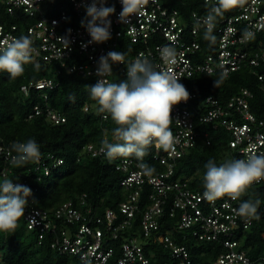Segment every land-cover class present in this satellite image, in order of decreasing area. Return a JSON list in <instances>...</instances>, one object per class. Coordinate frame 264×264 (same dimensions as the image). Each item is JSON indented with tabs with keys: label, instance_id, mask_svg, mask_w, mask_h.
<instances>
[{
	"label": "built area",
	"instance_id": "2783aa9c",
	"mask_svg": "<svg viewBox=\"0 0 264 264\" xmlns=\"http://www.w3.org/2000/svg\"><path fill=\"white\" fill-rule=\"evenodd\" d=\"M48 1L0 0L11 14L20 9L29 17L40 16L38 21L24 30L16 25L7 27L0 23V42L29 35L33 42L34 59L40 58L49 64L59 63L69 73L92 77L96 82V66L102 55L110 51L128 53V44L134 43L138 45V49L132 55L124 57L125 63L143 54L154 65L160 66V49L167 45L174 47L177 52V63L172 66V71L184 86L188 79L198 73H222L229 76L234 71L248 67L258 76L264 91V0H245L244 7L239 8L236 14L224 13L222 17H218L214 28L218 35L215 51L200 60L195 54L202 47L199 36L202 29H205L203 19L208 10L193 12V21L189 25L182 20L179 10L167 6L165 0H148L143 17L131 18L134 27L129 32V25L118 21L122 8L120 0H107V6H115L116 9V13L110 17L111 39L96 44L89 43L91 37L81 26V21L86 16L82 0H70L75 13L81 18L77 25L72 26L66 24L69 16L65 11L56 17L47 15L48 8L45 5ZM207 3L211 5L215 0H207ZM197 20L200 21L199 24L196 23ZM245 29L254 33L252 39L242 40ZM60 37L68 38L69 47ZM112 67L113 73L107 77L110 82L127 77L126 64H113ZM54 86L53 79L42 78L23 84L21 90L28 96L33 88L42 93ZM43 95L47 97L46 92ZM195 98V94H190L186 102L182 101L173 107V143L169 150L166 152L157 148L155 142L146 150L142 163L153 169L151 174H145L140 167L141 161L134 157L118 160L117 170L126 175L121 185L130 190L128 199L118 206L120 213L113 208L99 213L89 202L87 193H82L77 199H70L53 209L37 206L29 199L22 218L28 230L38 233L39 243L48 234L53 235V249L77 257L70 264H158V261L164 264L165 258L162 255L158 256L154 252L147 255V243L142 241L143 236L150 238L155 234V242L159 241L169 248L172 258L175 259L174 262L165 264H194L187 244L178 242L176 236L175 239L170 234L159 233L165 207L172 204L174 211L171 217L176 216L175 209L180 211L176 225L178 229L189 230L192 236L200 240H219L224 245L226 251L213 264H264V258L253 260L244 250L238 248L236 232L239 229H248L253 223V217L245 220L235 215L234 210L243 202L241 198L231 200L225 196L209 202L204 198V191L190 188L188 178H174L177 160L195 145L199 136L197 122L211 124L214 128L223 126L231 133L228 146L230 151L226 160L246 158L249 147H255L257 154L264 153V120L259 119L251 110L253 93L249 88H242L226 103L208 96L197 106L193 103ZM90 109L91 106L86 104L85 110ZM43 111L40 105H36L29 118L40 115ZM98 114L104 120L109 117L99 109ZM46 115L55 123L66 121L63 114L50 107L46 109ZM205 136L208 137L207 134ZM105 138L109 140L106 133L103 140ZM102 141L99 144H87L83 150L93 157L104 156L100 151ZM10 153L16 154L0 138V181L10 179V175L15 174V166L10 163ZM147 155L153 156L155 163L149 164L145 159ZM30 163L34 165L40 179L43 174L49 175L54 168L62 165L64 158L53 152L41 153L38 161ZM159 165L164 166V169L161 170ZM23 177V172L19 171L13 182L27 185L26 177ZM261 183H264V179L253 185ZM145 185L151 190V205L143 212L140 232H137L134 218L140 209L139 197ZM183 236L187 237L185 234ZM114 242H118L117 247L113 245Z\"/></svg>",
	"mask_w": 264,
	"mask_h": 264
},
{
	"label": "trees",
	"instance_id": "16d2710c",
	"mask_svg": "<svg viewBox=\"0 0 264 264\" xmlns=\"http://www.w3.org/2000/svg\"><path fill=\"white\" fill-rule=\"evenodd\" d=\"M167 6L177 9L181 18L187 24L193 21V12H206V0H165ZM47 15L56 17L65 11L69 18L67 26L77 25L81 19L77 16L70 0H49L46 5ZM237 7L225 15L236 14ZM40 16L29 17L22 10H16L14 14L7 11L0 2V23L7 27L18 26L24 30L28 25L35 23ZM191 30V28L189 27ZM22 30H19L21 32ZM205 29L199 36L201 49L195 54L200 60L215 51V43L206 41ZM213 35L218 38L217 32ZM190 34H188V37ZM140 47V46H139ZM138 49L134 43L128 44L130 56ZM197 60V59H196ZM198 61V60H197ZM222 73H214L209 76L206 73H198L186 81L185 87L189 94H195L194 105L200 104L208 96L218 98L222 103L233 95L239 93L242 88H249L253 93L250 101L252 112L264 120V91L260 80L251 68L245 67L224 76L218 88L214 87V79H220ZM42 78H51L55 82L53 88L45 89L47 97L40 90L32 89L25 96L21 86L30 81ZM120 77L116 82L126 80ZM96 81L92 77L69 73L59 63H47L43 59H34L24 65V72L16 79H10L8 73L0 72V138L4 145L11 147L14 142H26L34 139L39 145L40 152L45 154L53 152L64 158V163L52 170L49 175H42L39 179L34 165L30 162L17 167L15 174L10 175V180H16L17 172H23L27 185L32 192V199L37 206L53 209L61 206L70 199H77L82 193H87L91 205L102 214L107 208H113L118 213L119 204L128 199L130 190L121 185L126 176L117 170L116 165L120 158L109 161L107 157H93L83 150L90 143L99 144L103 135H109L110 143H117L112 135L116 127L110 116L104 120L99 114V105L89 96L87 85H93ZM86 104L91 106L90 111L85 110ZM36 105H40L44 111L40 115L29 118ZM54 109L66 117V121L55 123L46 115V109ZM199 136L196 143L188 152L177 160L174 178H188L189 186L195 191H205L203 176L206 172L205 164L214 160L219 166L223 163L230 149L229 140L231 133L223 126L214 128L208 123L197 122ZM174 129L172 119L170 130ZM208 135L206 137L205 135ZM208 140L210 143H208ZM134 157L135 156H131ZM149 164L155 163L153 156L145 157ZM162 170L164 166L159 165ZM150 188L145 185L139 197L140 209L134 218L135 231L140 232V223L143 212L151 205ZM243 201H259L257 213L253 217V223L248 229H239L236 239L239 240V249L244 250L253 260L264 258V183L251 186L240 197ZM172 204L165 207L161 219L160 234H170L177 237L178 242L187 244L194 264H213L214 260L226 251L224 245L218 241L200 240L192 236L189 230L177 228L180 211L175 217H171ZM62 224V222H60ZM75 226V224H70ZM187 235L184 238L183 235ZM154 235L150 238L143 236V242L147 243L146 253L162 255L165 262H174L169 248L164 244L155 242ZM53 235L48 234L39 243V235L36 231L28 230L23 218L14 232H0V264H70L77 257L67 253H60L51 247ZM122 239V237H121ZM176 239V238H175ZM118 246V242L113 243ZM154 259V258H153ZM161 262V261H160ZM158 261V264H163ZM164 262V264H165Z\"/></svg>",
	"mask_w": 264,
	"mask_h": 264
},
{
	"label": "clouds",
	"instance_id": "9594fccd",
	"mask_svg": "<svg viewBox=\"0 0 264 264\" xmlns=\"http://www.w3.org/2000/svg\"><path fill=\"white\" fill-rule=\"evenodd\" d=\"M122 5L118 21L129 25L133 16L139 19L144 15L148 0H120ZM245 0H215L209 5L206 0L207 14L203 19L205 26L204 39L215 43L213 35L218 17L237 7L243 8ZM86 16L81 21L91 37L89 43L102 44L111 39L110 17L116 13L115 6H107V0H82ZM200 23L199 20L196 22ZM70 31V30H69ZM254 33L245 29L242 40H250ZM68 47L67 37H60ZM32 40L29 35L0 42V72L8 73L10 79H16L24 72V65L30 62ZM86 46V45H85ZM124 52L110 51L102 55L96 66L97 82L87 85L89 96L99 105L101 113H107L116 127L112 135L117 143L108 139L102 141L100 151L109 161L117 157L135 156L141 161L140 167L145 174H151L153 169L142 163L146 150L155 142L157 148L168 151L173 143V133L170 130L172 110L175 105L189 99V92L180 82V78L172 71L177 63V52L172 46L160 49L162 64L154 65L147 57L140 54L133 61L125 63ZM113 64H126L127 79L120 82H110L107 77L113 73ZM211 76V73L209 74ZM224 76L214 79V87L218 88ZM107 118V117H106ZM10 163L20 167L30 161H38L40 148L34 139L26 142H14L11 145ZM203 176V195L209 202H215L225 196L238 200L257 181L264 179V153L257 154L255 147L246 150L244 159H228L217 166L214 160L205 164ZM32 196L31 189L10 179L0 181V232H14L19 221L25 216V210ZM257 200L243 201L234 210L235 215L245 220L257 213Z\"/></svg>",
	"mask_w": 264,
	"mask_h": 264
},
{
	"label": "rangeland",
	"instance_id": "374dc122",
	"mask_svg": "<svg viewBox=\"0 0 264 264\" xmlns=\"http://www.w3.org/2000/svg\"><path fill=\"white\" fill-rule=\"evenodd\" d=\"M4 180V179H1V181Z\"/></svg>",
	"mask_w": 264,
	"mask_h": 264
}]
</instances>
